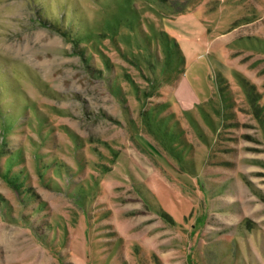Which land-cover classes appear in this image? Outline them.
<instances>
[{"label": "rangeland", "instance_id": "374dc122", "mask_svg": "<svg viewBox=\"0 0 264 264\" xmlns=\"http://www.w3.org/2000/svg\"><path fill=\"white\" fill-rule=\"evenodd\" d=\"M0 264H264V0H0Z\"/></svg>", "mask_w": 264, "mask_h": 264}]
</instances>
